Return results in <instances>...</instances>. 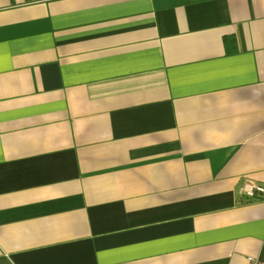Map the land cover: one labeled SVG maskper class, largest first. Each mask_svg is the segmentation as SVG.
Wrapping results in <instances>:
<instances>
[{
	"label": "crops",
	"instance_id": "1",
	"mask_svg": "<svg viewBox=\"0 0 264 264\" xmlns=\"http://www.w3.org/2000/svg\"><path fill=\"white\" fill-rule=\"evenodd\" d=\"M264 0H0V264H264Z\"/></svg>",
	"mask_w": 264,
	"mask_h": 264
},
{
	"label": "built area",
	"instance_id": "2",
	"mask_svg": "<svg viewBox=\"0 0 264 264\" xmlns=\"http://www.w3.org/2000/svg\"><path fill=\"white\" fill-rule=\"evenodd\" d=\"M241 193L248 198H264V185L251 180H245L241 188ZM248 260L253 264H259L257 260L251 257H248Z\"/></svg>",
	"mask_w": 264,
	"mask_h": 264
}]
</instances>
